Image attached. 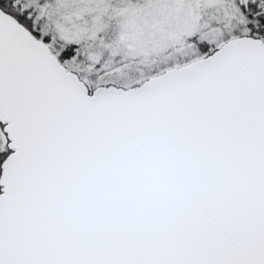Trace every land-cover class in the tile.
Segmentation results:
<instances>
[{"label":"snow or ice","instance_id":"snow-or-ice-1","mask_svg":"<svg viewBox=\"0 0 264 264\" xmlns=\"http://www.w3.org/2000/svg\"><path fill=\"white\" fill-rule=\"evenodd\" d=\"M0 264H264V0H0Z\"/></svg>","mask_w":264,"mask_h":264}]
</instances>
